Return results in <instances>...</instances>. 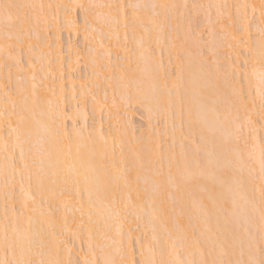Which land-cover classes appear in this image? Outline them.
I'll list each match as a JSON object with an SVG mask.
<instances>
[{
  "label": "bare ground",
  "instance_id": "bare-ground-1",
  "mask_svg": "<svg viewBox=\"0 0 264 264\" xmlns=\"http://www.w3.org/2000/svg\"><path fill=\"white\" fill-rule=\"evenodd\" d=\"M13 2L26 19L12 28L0 18V261L119 264L134 259L133 242L138 262L224 251L225 260L259 261L264 0ZM188 2L208 24L209 49L200 29L189 32L191 16H180ZM60 20L67 33L81 32L85 52L68 42L63 55ZM137 102L167 126H152L153 116L136 135ZM187 175L196 179L186 183Z\"/></svg>",
  "mask_w": 264,
  "mask_h": 264
},
{
  "label": "rangeland",
  "instance_id": "rangeland-1",
  "mask_svg": "<svg viewBox=\"0 0 264 264\" xmlns=\"http://www.w3.org/2000/svg\"><path fill=\"white\" fill-rule=\"evenodd\" d=\"M205 1V0H204ZM207 1V0H206ZM233 1V3H234V1L235 0H232ZM191 2H188V3H186V5H188V6H186V8H185V10H184V12H182V15H180L181 17H183V18H185V16H186V20H187V18L189 17V16H191L188 20L190 21H187L189 24H188V27H189V32L191 33V31H192V33L194 32L193 30H195V32H196V29H197V31H198V34H197V36L196 37H198L199 38V36H200V40H201V47L203 46H205V48L206 49H209V46H208V48H207V45H210V43H211V41L209 40V39H207L206 37H209V35H210V33L209 32H207L208 31V29H206L207 27H208V24H206V21H205V18H204V16L202 17V12L201 11H195L193 8H192V6L190 7V4ZM148 4V3H147ZM206 5V4H205ZM204 6V5H203ZM203 6H202V8H203ZM128 8L126 9L127 11H128V9H129V6H127ZM150 7V6H149ZM205 7V6H204ZM148 8V7H147ZM206 8V7H205ZM79 9V8H78ZM78 9H75L76 11L73 13V15L75 16V20L78 22V24L81 26V23H82V16H81V12H80V10H78ZM189 9V10H188ZM190 9H191V11H193V13H194V16L192 17V15H193V13L192 12H190ZM186 11H187V13H186ZM180 13V12H179ZM179 13H178V16H179ZM196 13V14H195ZM192 14V15H191ZM178 16H177V19H178ZM179 16V21L181 22V20H182V22H184L185 21V19H183V18H181ZM188 16V17H187ZM204 20H203V19ZM192 21H191V20ZM256 19H257V16H256V14L255 13H252L250 16H249V23H250V27H249V29H250V36H251V39H252V41H254L253 40V38H255V34H256V32H255V28H254V26H256V25H254V24H256L257 22H256ZM169 21V20H168ZM203 21H205V22H203ZM187 22L185 23V25L187 24ZM256 22V23H255ZM164 23H165V21H164ZM201 23H203V27H202V24ZM205 23V24H204ZM166 25V26H165ZM168 25V23H167V21H166V23L163 25V27H162V29L164 30H166L167 32H164L165 33V37L166 36H168L169 37V32L168 31H170L171 32V30H169V29H171V27L169 28V26H167ZM184 25V23H183V25L182 26H185ZM206 25V28L204 27ZM233 27H234V25H233ZM60 39H61V43H62V46H63V55L65 56V57H67V53H66V46H67V43L69 42V43H71L72 45H74L76 48H78L82 53L83 52H85V50H86V47L83 45V41L81 40L82 39V37H81V32H78L77 34H73V33H67L66 31H65V28H64V26L62 25V21L60 20ZM186 28H187V26H186ZM254 28V29H253ZM50 29V28H49ZM48 29V30H49ZM190 29H191V31H190ZM205 29V30H204ZM234 29L237 31V30H239V28H238V26L236 25L235 27H234ZM51 30V29H50ZM164 30V31H165ZM252 30V31H251ZM166 33H167V35H166ZM189 33V34H190ZM207 33V34H206ZM206 35H208V36H206ZM50 36H51V34H50ZM181 36H182V34H181ZM181 36H180V39H181ZM202 38V39H201ZM222 40H224L223 38H221ZM256 39V38H255ZM207 40H209L208 42H207ZM187 41V40H186ZM186 41H185V43H183V44H187L186 43ZM202 43L204 44V45H202ZM206 44V45H205ZM188 45V44H187ZM191 47V49H189V52L190 51H196V49L193 47V49H195V50H193L192 49V46L190 45L189 46V48ZM206 49H204V48H201L200 49V51L202 52V56H203V54H205L206 52H208V54L206 53V56L204 55L203 57H207V59H209V64L211 63L212 64V59H211V57H212V54L213 53H211V52H209V50H206ZM224 49H226V50H228L227 49V47L226 48H224ZM224 49H222V50H224ZM203 50V51H202ZM204 50H206V51H204ZM221 50V49H220ZM221 50V52H223ZM225 50V51H226ZM200 52V53H201ZM21 54H20V58L21 57H23V59L21 58V61L23 60V63H24V59H25V55H24V52H23V50L20 52ZM23 53V54H22ZM196 54H197V52H195ZM193 54V57L196 55H194V53L192 52L191 53V55ZM209 54H211V55H209ZM22 55V56H21ZM207 55H209V56H207ZM246 56V59H247V57H248V55L247 54H245L243 51L241 52V56ZM242 56V57H243ZM182 58V57H181ZM245 58V57H244ZM210 59H211V61H210ZM242 64V63H241ZM83 64L81 63L77 68V70H75L76 71V73H77V75L78 74H81L82 76L84 75V73H85V66L83 65ZM221 69H223L222 67H221ZM242 69V68H241ZM243 70V69H242ZM78 71V72H77ZM241 82L243 81L242 79L240 80ZM243 83H244V81H243ZM241 84L240 82H239V87H241V85H242V87H245V86H243V85H245V84ZM241 89V88H240ZM243 90V91H242ZM240 92H244L243 94V97H245V89H241V91ZM89 103V102H88ZM86 104V107H85V109L87 110L86 111V115H87V123H89L88 125L89 126H91L90 124H93L94 122H95V115H93L91 112L92 111H90V109H89V104ZM138 103V102H137ZM66 107H68V104H66ZM144 107L143 106H141V103L139 104H134L131 108H130V112H131V116H130V118H129V120H130V122H132V125H134V129H135V133H136V135H140V131H142V132H144L145 131V129H147L146 127V124H148V122L149 121H153L154 119H155V116H156V120H155V122L153 121V123L154 124H152V126L154 125V127H157V128H159V129H161L162 130V127L164 126V118L163 117H160V116H158V115H152V119L151 120H148L147 119V117H146V113H145V109H143ZM68 109V108H67ZM104 113H102V117H101V121L105 124L106 123V121H105V119H104V115H103ZM153 116H154V119H153ZM67 118V117H66ZM168 119V117L166 118V120ZM259 120V119H258ZM164 123V124H163ZM69 124H70V120H69V118L68 119H66V125L67 126H69ZM166 126H167V124H165ZM169 125V124H168ZM181 126L182 127H180V128H182V131L184 132V128L186 127L185 126V124H183V123H181ZM260 132H262L261 130H260ZM185 133V132H184ZM162 135V134H161ZM261 136H262V133L260 134ZM189 137H191L190 135H189ZM182 140H184V138H182ZM191 140V139H190ZM196 141H197V138L195 139ZM183 142H185L184 144H186V143H188V141H187V139H185ZM162 143V142H161ZM160 143V144H161ZM189 144V143H188ZM188 144H186V146H187V148L189 147L188 146ZM162 145H164V142L162 143ZM199 153V152H198ZM198 157V156H197ZM264 184V183H263ZM169 189H172L171 187L169 188ZM263 191H264V189H263ZM170 192V190L169 191H166V194H168V193ZM165 194V195H166ZM169 195H171V193H169ZM168 195V196H169ZM172 196V195H171ZM166 198V197H165ZM169 198H171V199H173L172 197H167L166 199H169ZM168 201V200H167ZM171 200L169 199V202H170ZM173 201H171V203H172ZM170 204V203H169ZM173 204V203H172ZM171 205V204H170ZM69 239H71V238H68L67 239V241L69 240ZM69 243H71L72 244V246H73V248H75L76 250H77V246H76V244L74 243V245H73V243H72V241H68ZM135 243L133 242V250H134V259L138 262V256H139V254L137 253V249H135L136 248V246L134 245ZM81 245V244H80ZM76 246V247H75ZM260 246H262V244H260ZM81 248H82V250H84L83 248H84V245L82 244L81 245ZM263 247H261V248H259L258 250H259V254L261 253V249H262ZM136 252V253H135ZM261 255V254H260ZM259 255V260L260 259H264L263 257H262V255L260 256Z\"/></svg>",
  "mask_w": 264,
  "mask_h": 264
},
{
  "label": "snow or ice",
  "instance_id": "snow-or-ice-1",
  "mask_svg": "<svg viewBox=\"0 0 264 264\" xmlns=\"http://www.w3.org/2000/svg\"><path fill=\"white\" fill-rule=\"evenodd\" d=\"M24 7H25L24 5L15 3L13 2V0H0V18L3 19L6 27L14 28L17 25H20L23 23L26 17H22L21 10ZM132 7H137V6H132ZM262 16H264V11H262ZM261 33H262L261 49H262V54H264V28L261 29ZM245 64H247V60H245ZM233 78H235V73H233ZM261 82L264 83V73L261 74ZM234 93L238 99L241 98L240 92L238 90L234 89ZM261 107H262V110H264V91L261 92ZM261 171L262 173H264V149H262V152H261ZM181 179L184 182L188 183V182L193 181L196 178L193 175H187V176L181 177ZM261 220H262L261 230L262 232H264V211H262L261 213ZM6 251H7V248H6ZM227 254H228L227 251H224L221 253L219 258L212 259V260H209L206 258H202L198 261L191 260L187 262L183 260H177L175 264H264V259H260L259 261H257L255 259L250 258L248 260H237L235 262H233L230 259L225 260L223 256ZM261 254L264 255V248L261 249ZM143 255L144 253L141 252L142 257ZM0 264H35V262L31 259H20V260H15V261L3 260V261H0ZM40 264H45V262L40 261ZM47 264H72V262L70 260L62 261L59 259H55V260H49ZM76 264H80V262L77 261ZM84 264H118V262L115 260H109V259H104L102 261L101 260H94V261L85 260ZM119 264H157V262L155 260H145V259H141L139 262H137L135 259H132L129 261L119 262ZM159 264H165V262L160 261Z\"/></svg>",
  "mask_w": 264,
  "mask_h": 264
}]
</instances>
